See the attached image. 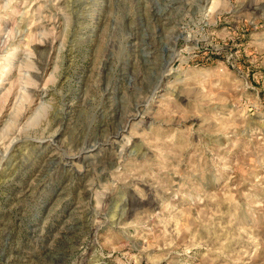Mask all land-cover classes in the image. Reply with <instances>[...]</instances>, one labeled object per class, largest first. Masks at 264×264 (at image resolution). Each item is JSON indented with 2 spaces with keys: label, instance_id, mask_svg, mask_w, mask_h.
<instances>
[{
  "label": "rangeland",
  "instance_id": "rangeland-1",
  "mask_svg": "<svg viewBox=\"0 0 264 264\" xmlns=\"http://www.w3.org/2000/svg\"><path fill=\"white\" fill-rule=\"evenodd\" d=\"M0 264H264V0H0Z\"/></svg>",
  "mask_w": 264,
  "mask_h": 264
},
{
  "label": "bare ground",
  "instance_id": "bare-ground-1",
  "mask_svg": "<svg viewBox=\"0 0 264 264\" xmlns=\"http://www.w3.org/2000/svg\"><path fill=\"white\" fill-rule=\"evenodd\" d=\"M188 9V8H187ZM155 19V18H154ZM163 23V22H162ZM163 28L165 27L164 25H162ZM146 47V46H145ZM172 52V51H171ZM176 59L175 56V52H172V54L169 56V58L167 59V61L165 62L164 68H168L170 67V65L174 62V60ZM166 70V69H165ZM164 76H161L160 79L158 80L157 85L154 88V92H156L157 90H159L161 88V81L163 79Z\"/></svg>",
  "mask_w": 264,
  "mask_h": 264
}]
</instances>
